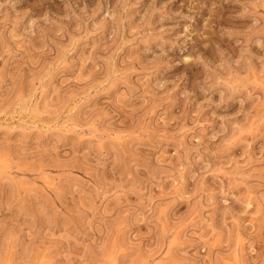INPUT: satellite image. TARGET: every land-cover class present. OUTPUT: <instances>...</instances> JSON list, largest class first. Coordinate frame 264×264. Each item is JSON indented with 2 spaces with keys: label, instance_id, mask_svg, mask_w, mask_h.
Returning <instances> with one entry per match:
<instances>
[{
  "label": "rangeland",
  "instance_id": "obj_1",
  "mask_svg": "<svg viewBox=\"0 0 264 264\" xmlns=\"http://www.w3.org/2000/svg\"><path fill=\"white\" fill-rule=\"evenodd\" d=\"M129 3L0 0V264H264V69L221 77L226 108L137 91L171 24ZM192 7L198 31L240 8Z\"/></svg>",
  "mask_w": 264,
  "mask_h": 264
},
{
  "label": "clouds",
  "instance_id": "obj_2",
  "mask_svg": "<svg viewBox=\"0 0 264 264\" xmlns=\"http://www.w3.org/2000/svg\"><path fill=\"white\" fill-rule=\"evenodd\" d=\"M123 3L125 11L135 5L130 4L129 0H117ZM140 3V0H136ZM158 0H148V8L145 11L144 18L140 25L142 30L149 24L153 14H159V20L162 24L170 23L171 27L161 26L158 32H148L147 35L152 40L158 41L157 51L145 49L148 65H141L137 68H128L125 75L147 73L140 78L136 90L143 89L144 92L152 93L162 92L164 99H168L173 93H179L185 103L197 101L201 107L214 105L216 108H226L230 102H235L234 93L240 89H234L231 85L221 79L227 72H234L236 69L252 67V61L256 60L259 66L264 69V0H216L221 4L239 5V9H231L226 18L227 27L218 26L211 31L207 22L205 30H197L195 27L196 16L193 7L201 3V0H189L188 11L185 12L184 2L181 0L180 7L173 11L170 7L165 11L166 6L172 5L176 0H162L157 7ZM97 10L99 9V0H97ZM4 5L0 4V8ZM181 22L184 26V32L180 33L183 41L180 44L174 41L166 40L165 34L173 31ZM139 34V32L137 33ZM218 38L221 42L227 43L228 47L221 48L217 43ZM171 44L166 48L165 45ZM201 45L205 49H211V59L200 51ZM234 45L239 46L238 55ZM250 45H254L260 55H256L250 50ZM260 75L264 77V71ZM149 76H157L155 83L150 82ZM105 85L109 82L106 80ZM242 87H244L242 85ZM155 90V91H153ZM103 91L107 92L105 87ZM125 93L131 89L125 88ZM218 95L219 99L214 100L213 96ZM251 95V94H249ZM124 96L111 101L122 103ZM261 103H264L262 101ZM241 106L245 100H240ZM224 119L230 120L231 117L225 116ZM214 138V137H213Z\"/></svg>",
  "mask_w": 264,
  "mask_h": 264
},
{
  "label": "bare ground",
  "instance_id": "obj_3",
  "mask_svg": "<svg viewBox=\"0 0 264 264\" xmlns=\"http://www.w3.org/2000/svg\"><path fill=\"white\" fill-rule=\"evenodd\" d=\"M5 176H6V175H5ZM0 179H1V178H0ZM17 185H18V183H17ZM3 255H4V254H3ZM8 257H9V256H8ZM0 258H1V257H0ZM23 263H24V262H23ZM25 263H26V262H25ZM25 263H24V264H25ZM28 264H32V263H28Z\"/></svg>",
  "mask_w": 264,
  "mask_h": 264
}]
</instances>
